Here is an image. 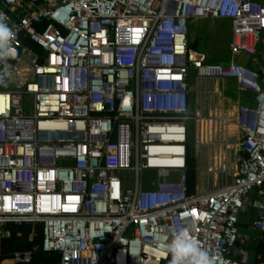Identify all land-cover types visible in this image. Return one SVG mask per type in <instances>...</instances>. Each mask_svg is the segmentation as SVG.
Here are the masks:
<instances>
[{
  "label": "built area",
  "instance_id": "1",
  "mask_svg": "<svg viewBox=\"0 0 264 264\" xmlns=\"http://www.w3.org/2000/svg\"><path fill=\"white\" fill-rule=\"evenodd\" d=\"M15 4L14 16L0 12L18 52L0 64L12 73L0 86V240L7 223L39 224L42 239L11 264H32L39 249L57 264H169L163 243L180 229L215 264H234L251 192V225L264 239V0ZM191 19L230 22L227 65L189 45ZM242 55L258 66L237 63ZM228 79L254 106L206 121L202 99ZM189 123L195 164L198 145L218 146L225 184L205 187L196 164L189 192Z\"/></svg>",
  "mask_w": 264,
  "mask_h": 264
},
{
  "label": "rangeland",
  "instance_id": "2",
  "mask_svg": "<svg viewBox=\"0 0 264 264\" xmlns=\"http://www.w3.org/2000/svg\"><path fill=\"white\" fill-rule=\"evenodd\" d=\"M187 40L190 46L196 50L202 52L206 56V63L225 66L230 60V43H231V24L228 20H211V19H191L187 24ZM264 37V32L261 33V38ZM32 50H37L35 46H30ZM264 50V48H263ZM259 57V55H258ZM250 57L242 55L237 58V63L241 65H247L249 67L258 66L255 63L250 62ZM189 84L193 86L195 84V72L192 70L189 74ZM215 89L218 90L219 95L215 97V100L211 97L205 99L206 110L204 111L206 121L213 120V116H229L232 112V108L236 102L247 103L249 107L254 106L253 98L251 94L239 91L237 84L234 80L228 79L224 81H218L215 83ZM190 101L193 105V96ZM208 102L211 108L208 110ZM213 104H218L216 110L213 109ZM252 105V106H251ZM192 109V107H191ZM193 110V109H192ZM207 130V125L205 126ZM212 128V126H211ZM189 146H191L192 156H195V144L193 139V124L189 123ZM234 129H230V136H234ZM218 146H212L210 144L198 145L197 154L198 159L196 164L202 171V181L205 187H217L225 184L229 181V173H221V168L227 169V163L221 161L219 156ZM216 170H220V173ZM196 177V176H195ZM253 192L249 193L247 199H251ZM243 204L241 211L247 215L251 212L246 203ZM257 210V208H256ZM253 213V212H252ZM244 214V215H245ZM245 215V217H246ZM244 219V218H243ZM249 232L244 229L239 231V235ZM247 235V234H246ZM240 240V238H239ZM166 264V263H163Z\"/></svg>",
  "mask_w": 264,
  "mask_h": 264
},
{
  "label": "trees",
  "instance_id": "3",
  "mask_svg": "<svg viewBox=\"0 0 264 264\" xmlns=\"http://www.w3.org/2000/svg\"><path fill=\"white\" fill-rule=\"evenodd\" d=\"M5 13H10L9 10L4 9ZM25 44L29 46H33L27 40L24 41ZM188 163V171H187V187L189 192L193 191V187L195 184V159L192 156L190 151V155L187 159ZM248 208L251 212H248L247 215L240 212V222L238 223L239 231L247 229V226L251 224L253 221V206L251 204H247ZM246 217H245V215ZM244 218V220H242ZM6 228H8L11 232V236L9 238H4L0 240V260L3 264H10L11 263V254L15 250H22V249H30L34 244H40L42 239V230L41 225H30L28 223H21V224H13L7 223ZM35 234L33 239H30V236ZM235 247H240L246 254L249 251L254 252L255 263L257 264L260 261H264V240H261L255 249L252 246L247 247L242 240H237ZM260 255L261 260H257V256ZM58 255L56 253H44L41 249L36 251L33 255L32 264H57L58 263Z\"/></svg>",
  "mask_w": 264,
  "mask_h": 264
},
{
  "label": "clouds",
  "instance_id": "4",
  "mask_svg": "<svg viewBox=\"0 0 264 264\" xmlns=\"http://www.w3.org/2000/svg\"><path fill=\"white\" fill-rule=\"evenodd\" d=\"M16 35L8 23V18L0 13V64L7 65L9 60L18 57V52L13 47ZM11 78L9 69H0V86H7ZM162 250L170 257L169 264H215L209 250L202 247L200 242L184 229L178 230L171 240L164 242Z\"/></svg>",
  "mask_w": 264,
  "mask_h": 264
},
{
  "label": "crops",
  "instance_id": "5",
  "mask_svg": "<svg viewBox=\"0 0 264 264\" xmlns=\"http://www.w3.org/2000/svg\"><path fill=\"white\" fill-rule=\"evenodd\" d=\"M16 4H13L12 5V7L11 8H9V9H7V10H9V12H10V10L12 9V8H16ZM4 9H6V8H4L1 4H0V12H4ZM5 13V12H4ZM5 14H8V15H10V16H14V14L13 13H5ZM259 50L260 51H264L263 50V47H260L259 48ZM249 63H250V61H249ZM236 83V82H235ZM216 91L218 92V90L216 89ZM217 95H219V92H218V94H216V95H214V97L213 96H211L214 100H215V97L217 96ZM210 96L208 97V96H205L203 99H202V102L205 104V102H204V100L205 99H210L211 98ZM193 103H194V100H193ZM191 104H192V102H191ZM217 105L218 104H213V108H214V110H216V108H218L217 107ZM238 105H245V106H248L249 107V105L247 104V103H242V102H236L235 104H234V106H233V108H232V112H234L235 111V109H236V107L238 106ZM208 106H210V103L208 102ZM252 106V105H251ZM192 107V109H195L194 107H195V104L194 105H192L191 106ZM231 112V113H232ZM233 127H231L230 129H232ZM234 129V128H233ZM248 200H252V201H257V198H256V196H255V194H254V192H253V195H252V198L251 199H248ZM247 204H250V203H248L247 202ZM252 205V204H251ZM256 208H257V203L255 204V206H253V209H254V211H253V219L255 218V213H256ZM240 217H239V222H240ZM242 220H244V219H242ZM251 224H252V222H251ZM251 224H249L248 226H247V231L249 232V236H248V233H243L242 235H239V238H240V240H242L243 241V243L247 246V247H249V246H252V248L253 249H255L256 248V246L258 245V243L261 241V240H264V239H262V237L258 234V232L257 231H255L253 228H252V225ZM247 234V235H246ZM254 252H252V251H249L248 252V254H246V251H244L243 249H241L240 247H235L234 246V248H233V250H232V253H231V257H232V260H233V262H234V264H252L253 262L255 263V257H254ZM257 260H261V258H260V255H258L257 257ZM260 262H264V261H260ZM259 263V262H258ZM257 263V264H258ZM11 264V263H10Z\"/></svg>",
  "mask_w": 264,
  "mask_h": 264
},
{
  "label": "water",
  "instance_id": "6",
  "mask_svg": "<svg viewBox=\"0 0 264 264\" xmlns=\"http://www.w3.org/2000/svg\"><path fill=\"white\" fill-rule=\"evenodd\" d=\"M15 3H16V0H0V4L6 9L11 8L12 5Z\"/></svg>",
  "mask_w": 264,
  "mask_h": 264
}]
</instances>
